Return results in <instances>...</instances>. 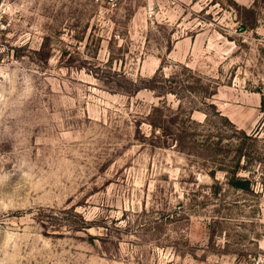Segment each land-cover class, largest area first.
Here are the masks:
<instances>
[{
  "label": "rangeland",
  "instance_id": "rangeland-1",
  "mask_svg": "<svg viewBox=\"0 0 264 264\" xmlns=\"http://www.w3.org/2000/svg\"><path fill=\"white\" fill-rule=\"evenodd\" d=\"M260 254L264 0H0V264Z\"/></svg>",
  "mask_w": 264,
  "mask_h": 264
},
{
  "label": "built area",
  "instance_id": "built-area-1",
  "mask_svg": "<svg viewBox=\"0 0 264 264\" xmlns=\"http://www.w3.org/2000/svg\"><path fill=\"white\" fill-rule=\"evenodd\" d=\"M97 1L104 4V6L110 11H114L118 9L123 2V0H97ZM247 264H264V254H260L258 256L252 257V260Z\"/></svg>",
  "mask_w": 264,
  "mask_h": 264
},
{
  "label": "trees",
  "instance_id": "trees-1",
  "mask_svg": "<svg viewBox=\"0 0 264 264\" xmlns=\"http://www.w3.org/2000/svg\"><path fill=\"white\" fill-rule=\"evenodd\" d=\"M247 26H250V25L243 24V27H247ZM236 170L238 171V167L237 169H235L234 173L232 174L230 183L235 187L246 189L248 186V180L243 177L237 176Z\"/></svg>",
  "mask_w": 264,
  "mask_h": 264
}]
</instances>
